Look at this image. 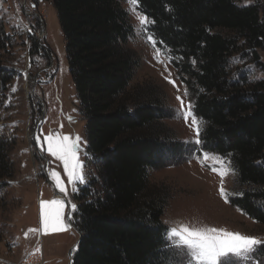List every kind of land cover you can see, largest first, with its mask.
Masks as SVG:
<instances>
[{
  "label": "trees",
  "instance_id": "trees-1",
  "mask_svg": "<svg viewBox=\"0 0 264 264\" xmlns=\"http://www.w3.org/2000/svg\"><path fill=\"white\" fill-rule=\"evenodd\" d=\"M52 1L96 171L74 193L72 264H201L170 237L162 220L170 192L149 173L202 151L229 162L233 202L264 225V76L251 72L264 71V0H136L193 102L198 143L163 121L171 115L162 87L137 80L142 58L125 0ZM8 69L0 67V92L15 76ZM11 141L0 129V191L14 175ZM219 264H264V242Z\"/></svg>",
  "mask_w": 264,
  "mask_h": 264
},
{
  "label": "rangeland",
  "instance_id": "rangeland-1",
  "mask_svg": "<svg viewBox=\"0 0 264 264\" xmlns=\"http://www.w3.org/2000/svg\"><path fill=\"white\" fill-rule=\"evenodd\" d=\"M124 6L142 58L137 80L162 87L171 115L163 121L183 141L198 143L200 122L186 86L149 34L137 1ZM0 44V67L15 72L0 92V129L12 140L14 164V175L1 181L0 264H70L80 238L74 193L96 171L53 1L0 0ZM260 56L264 63V51ZM251 72L264 76L258 66ZM149 177L170 192L162 216L170 237L197 262L219 264L224 255L247 254L264 242V225L233 202L235 173L221 156L202 151Z\"/></svg>",
  "mask_w": 264,
  "mask_h": 264
},
{
  "label": "water",
  "instance_id": "water-1",
  "mask_svg": "<svg viewBox=\"0 0 264 264\" xmlns=\"http://www.w3.org/2000/svg\"><path fill=\"white\" fill-rule=\"evenodd\" d=\"M79 240H80V238H79ZM70 264H72V260H71V263Z\"/></svg>",
  "mask_w": 264,
  "mask_h": 264
}]
</instances>
